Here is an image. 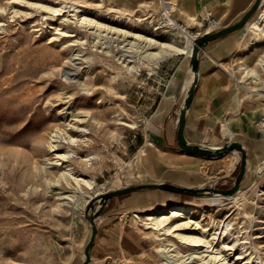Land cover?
<instances>
[{
	"label": "rangeland",
	"instance_id": "obj_1",
	"mask_svg": "<svg viewBox=\"0 0 264 264\" xmlns=\"http://www.w3.org/2000/svg\"><path fill=\"white\" fill-rule=\"evenodd\" d=\"M159 11L160 0H0V264H83L92 216L98 231L91 249L109 255L92 262L90 249L89 264H164L163 244L186 255L197 248L180 234L210 239L223 222L230 232L211 253L221 251L230 264H264V179H243L234 194L242 201L206 207L205 216L166 214L170 231L154 228L147 212L175 201L208 203L212 195L152 188L113 198L111 211L109 201L100 207L106 193L139 185L135 165L153 145L156 107L185 54L156 31ZM263 13L264 0L246 24L248 47L234 69L264 94V42L251 44V23L263 26ZM176 44L185 46L180 37ZM160 50L170 53L143 57ZM249 69L258 76L248 77ZM185 152L218 165L198 187H233L240 152L214 158ZM64 171L93 187L74 179L55 184ZM155 173L148 183H169L162 177L180 170L165 174L158 166ZM124 243L130 253L122 252Z\"/></svg>",
	"mask_w": 264,
	"mask_h": 264
},
{
	"label": "crops",
	"instance_id": "obj_2",
	"mask_svg": "<svg viewBox=\"0 0 264 264\" xmlns=\"http://www.w3.org/2000/svg\"><path fill=\"white\" fill-rule=\"evenodd\" d=\"M255 1L176 0L175 16L204 34L205 13H212L220 21L217 28L220 30L239 22ZM189 19L190 24L187 22ZM246 24L208 42L199 52L197 82L186 111L184 136L189 144L202 147H221L229 141L240 142L247 154L244 179L249 177L252 180L254 177L255 181L260 182L264 179V127L261 125L264 121V94L256 93L242 83L234 69L235 58L244 52L246 45L248 47ZM176 67L155 110L154 127L150 131L153 147H144L137 161L135 178L138 183L135 184L148 183L160 166L165 174L169 169L180 170V174L174 178L167 174L161 176L166 182L182 187H198L194 183L210 181L211 173L214 175L219 169L216 168V161L208 165V160L189 155L178 143L181 111L196 74L191 65V55L183 54L176 60ZM113 203L114 199L109 203L110 211ZM121 250L130 253V247L126 244L121 245ZM108 253L95 245L91 249V261L106 258Z\"/></svg>",
	"mask_w": 264,
	"mask_h": 264
},
{
	"label": "bare ground",
	"instance_id": "obj_3",
	"mask_svg": "<svg viewBox=\"0 0 264 264\" xmlns=\"http://www.w3.org/2000/svg\"><path fill=\"white\" fill-rule=\"evenodd\" d=\"M176 5V0H171ZM157 7V6H156ZM264 18V13L262 14ZM193 20V19H192ZM189 24L191 23V19L187 21ZM193 22V21H192ZM193 25V24H192ZM251 29L254 33V36L251 39L252 46L256 47L260 45L262 42H264V25H260L258 22L251 23ZM157 31V30H156ZM166 34H169L170 37L173 39L175 43H169L168 46L171 48V50H175L181 53H187L191 54L193 51V46L191 49H188L186 46L176 44L178 41V38L176 34L172 31H163ZM143 57H151V58H160L167 56L170 52L168 50H160V51H145ZM141 56V55H140ZM261 65L264 69V59L261 62ZM195 73V72H194ZM247 76L248 77H255L258 76V72L254 69L247 70ZM71 138V137H70ZM74 141V140H72ZM213 150H219L221 147L219 146H212V147H206ZM134 164V163H133ZM136 166V165H135ZM134 170V169H133ZM64 179L68 183L71 179H74L78 185H81L84 183L88 187H93V182L90 180H86L83 178H77L73 176V174L69 171H64L62 175L55 180V184H60V181ZM51 183V182H50ZM207 193H210L211 199L208 203H197L193 201H175L171 202L169 204H164L161 207H156L151 212H147L148 219L152 220V223L154 225V228H165L167 231H170L171 227H168L170 216L166 214H171L175 217H193L197 213L201 212L202 216H205L204 208L209 207L212 209H220L223 208L226 205L232 206L233 204L239 203L241 200H238L235 195H223L219 192H213L211 190H208ZM73 198L70 195L68 196H62V198ZM106 199L101 198L100 199V207L105 205ZM65 203V202H64ZM229 214V211L226 210L224 217L227 219ZM95 218V217H94ZM185 224H176V226H184ZM231 223L230 222H223L221 227L215 228L213 232H211V238H205L203 236L194 235V234H180V237L182 241L185 243L190 244L191 246L197 248L195 251H191L190 253L183 255L178 250V247L174 244L168 245L163 244L162 248L160 249V254L162 255L164 259V264H206V263H216L217 264H230L229 261L226 259V257H223L220 252H217L215 254H212L211 252L214 250L216 244L221 240L224 239V236L230 232ZM208 228H204L203 231H208ZM231 249V248H229ZM243 258L242 256H239L237 259Z\"/></svg>",
	"mask_w": 264,
	"mask_h": 264
},
{
	"label": "water",
	"instance_id": "obj_4",
	"mask_svg": "<svg viewBox=\"0 0 264 264\" xmlns=\"http://www.w3.org/2000/svg\"><path fill=\"white\" fill-rule=\"evenodd\" d=\"M261 2L262 0H256L254 5L251 7V9L236 24L220 29V30L205 33L196 39L193 45V51L191 53V65H192L193 71L196 74L195 81L189 90L188 97L186 99L184 108L181 111V116L179 120L177 138H178V143L183 150L188 151V152H193V153H196L198 155L208 157V158L222 156L234 150H237L241 153L242 160H241V165H240V172L236 177L235 184L233 185V187L229 189H218L214 187H182V186H177L171 183H164V182L163 183H146V184L133 185V186L125 187L122 189L110 191L103 196V198H105L107 202L108 201L110 202L113 198L120 196V195H124V194L137 191V190L152 189V188H161V189H166V190L179 193L182 195H193V196L207 193L208 190H211L213 192H219L223 195H230V196L234 195L235 193L239 191L241 183L244 179V175L246 172V165H247V154H246V150L244 146L240 142H237V141H229L228 143L223 145L221 149L219 150H213V149H209V148L198 146V145H191L186 141V138L184 136V127H185L186 111L190 106V103H191V100L194 94L196 82H197L199 52L208 42L215 40L223 35H226L234 30H237L243 27L252 17L254 12L258 9ZM91 223H92V236L85 250L86 259L83 264L90 263V249L92 247V244L96 238V234L98 231V226L95 222L94 216L91 217Z\"/></svg>",
	"mask_w": 264,
	"mask_h": 264
},
{
	"label": "built area",
	"instance_id": "obj_5",
	"mask_svg": "<svg viewBox=\"0 0 264 264\" xmlns=\"http://www.w3.org/2000/svg\"><path fill=\"white\" fill-rule=\"evenodd\" d=\"M176 11L177 5L173 1L160 0V11L155 22V29L178 33L179 37L184 41L185 46L188 49H191L196 39L203 34L196 28L179 21L175 16ZM203 23L205 28L204 34L213 32L220 26V21L216 19L210 12H207L203 15ZM185 54L191 55L187 53Z\"/></svg>",
	"mask_w": 264,
	"mask_h": 264
}]
</instances>
